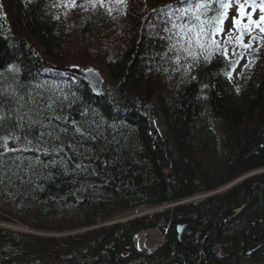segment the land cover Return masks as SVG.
Returning <instances> with one entry per match:
<instances>
[{
    "label": "trees",
    "instance_id": "obj_1",
    "mask_svg": "<svg viewBox=\"0 0 264 264\" xmlns=\"http://www.w3.org/2000/svg\"><path fill=\"white\" fill-rule=\"evenodd\" d=\"M59 1L0 0V13L4 14L0 17V69L18 65L21 71L17 78L25 86L22 94L32 91L44 97L43 103L59 86L70 100L75 98V104L57 114L100 124L95 141L80 145L72 138L64 140L79 152L71 163L89 165V173L52 168L49 175V170L36 167L35 174L23 176V182L5 180L0 184V212L6 206L16 214L22 211L29 224L47 230L75 226L76 222L88 226L99 208L102 213L94 223L108 218L105 214L216 191L264 168V68L258 72L256 84L237 93L239 98L225 77L223 61L201 64L191 73L196 80L172 71L175 64L163 59L169 42L160 39L169 35L162 23L168 8L156 6L161 0H132L128 20L122 25V21L117 26L106 21L98 7H88L87 15L77 20L78 38L94 41L93 47L86 44L82 50L98 53L100 68L96 70L106 73L95 90L85 78L56 71L72 62L68 60L72 38L63 13L56 10ZM110 36L112 46L107 45V49L105 41ZM31 44L42 52L36 55ZM38 75L40 82L34 79ZM11 79L9 74V82ZM86 110L90 112L81 116ZM205 111L216 132L209 129ZM154 120L162 125L163 135L156 130ZM8 144L26 146L24 141L10 140ZM86 149L92 150L90 159L85 158ZM65 152L72 156L70 149L65 148ZM34 155L48 163L42 153H9L7 158ZM8 167L15 171L11 163ZM242 202L245 204L238 213L230 211ZM163 213L169 219L143 216L138 221L77 233L64 248L56 238L26 237L0 229V264H25L29 258L47 262L45 251L49 247L57 251L54 264H124L120 251L129 253L131 234L166 228L167 238L174 240L176 222L195 224L208 233L199 242L186 244L183 255L177 253L178 248L169 250L168 244L163 245L152 257L156 264H167L171 257L194 264L197 258H184L192 250L206 258L200 264H264V172L198 203L177 205ZM7 238L10 245L4 249ZM252 241L262 244L250 250Z\"/></svg>",
    "mask_w": 264,
    "mask_h": 264
},
{
    "label": "snow or ice",
    "instance_id": "obj_2",
    "mask_svg": "<svg viewBox=\"0 0 264 264\" xmlns=\"http://www.w3.org/2000/svg\"><path fill=\"white\" fill-rule=\"evenodd\" d=\"M86 2L91 3L92 7L98 5L103 7L104 4V0H86ZM177 2L181 7L165 6L168 12L165 13L166 19L162 23L165 24L164 32L169 35L160 37L161 40L169 42L163 59L166 63L175 64L172 71L196 80L197 77L191 73L201 64L207 65L214 60L217 63L223 61L226 67L225 75L231 79L240 59L248 55L250 57L248 63H252L251 57L258 55L261 48H264V0H258L260 13L258 19L253 18L257 11V0H244L243 3L240 0H227V2L226 0H177ZM234 4L236 15L231 19L232 27L227 30V35L220 38L225 32L224 25L228 11ZM248 7H251V11H247ZM107 11L110 13L112 9L108 8ZM245 37H248L246 43ZM229 46L232 49L231 54ZM244 67L246 69L248 64ZM229 68L231 70H227ZM20 71V67L14 64L0 69V133H2L0 184L5 180L11 183L13 179L23 182V176L30 177L35 174L36 167L49 170V175L52 168H62L67 173L70 166L74 172L87 171L89 165L83 162L74 165L71 163L79 152L73 144H65L64 140L72 138L80 145L95 141L98 138L100 124L95 120L77 121L69 116L57 114L63 113L65 108L71 109L75 104V98L70 100L69 95L59 86L53 88L56 94L49 96L47 103H43V96L37 97L32 91L22 94L25 86L17 78ZM164 71L167 72L168 69ZM9 74L12 77L11 82H9ZM203 87L207 88L209 85L204 84ZM48 112L52 115H47ZM87 112L90 110L82 112L81 116H85ZM37 129L40 130L38 133ZM10 140L24 141L26 146L10 149L7 146ZM65 148L72 151V156L65 152ZM85 151V158L90 159L92 150ZM26 152L42 153L48 158V163L45 164L39 155L18 156L12 160L7 158L9 153ZM10 163L15 171L8 167Z\"/></svg>",
    "mask_w": 264,
    "mask_h": 264
},
{
    "label": "bare ground",
    "instance_id": "obj_3",
    "mask_svg": "<svg viewBox=\"0 0 264 264\" xmlns=\"http://www.w3.org/2000/svg\"><path fill=\"white\" fill-rule=\"evenodd\" d=\"M82 1H86V0H82ZM126 1L127 0H121V3L123 5H125ZM110 4L114 5L116 7V9L112 10L109 13L107 11V9L110 8ZM153 5H155V4H151V6H153ZM167 5H171V6L173 5V6H175L174 8H178L179 6H181L177 2V0H167L166 2L161 0V2L157 3L156 6L165 7ZM176 6H178V7H176ZM88 7H90V6H88ZM97 7L100 8L101 11H104V16H105L104 19L106 21H108L109 23H113V24H114V21L119 18L120 14H118V13H120L121 8H123L124 13H127V15L132 10V9H130L128 7H124V6L119 9L118 5L116 3H112L111 1H108L107 4L103 7H101L99 5ZM3 15H4L3 13H0V17H2ZM122 20L123 19H121V21ZM157 28H159V27L157 26ZM257 57L258 58L260 57L261 59L264 58V56L261 54H260V56L258 55ZM71 66H73V65H71ZM71 66L57 67V68L63 69L65 71H70ZM263 68H264V60H263V66L260 68V70H257V72L262 71ZM88 69H91V68H87L86 70H88ZM96 72H97L98 78H101L98 70H96ZM81 78H83V77H81ZM34 79L36 81L38 80L39 82L42 81L41 76H39V75L36 76ZM101 81H102V79H100L99 83L96 86L93 85L91 87L93 89L97 90ZM231 87L235 93L238 92L241 88V86H240L239 88L235 89L232 85H231ZM155 121L156 120L153 121V124ZM7 146L10 149L21 147L20 145H17V144H11V145L8 144ZM41 159H43V158H41ZM70 168H72V167L70 166ZM169 169H170V164L168 163V167H166V176L167 177L169 176V172H170ZM263 171H264V168H261L260 170H256L255 172L248 173L245 176V179L252 178V177L262 173ZM88 173H89L88 169H87V171H79L78 172V174H81V175L82 174L86 175ZM89 176H91V175L89 174L88 177ZM241 180H244L243 175L232 180L229 184L219 188L216 191H211L209 193H206V195L204 197L210 196L214 193H217V192H220L224 189H227L231 185L239 183ZM249 193H250V190H249ZM195 195L196 194L188 196V197L183 198V199L178 200V201L167 202V203H162V204H158V205H141V206L136 207L134 209L122 212L121 214H109V215L105 214V215H107L108 218H105L104 220H99L96 223H94L95 219L100 215V213H102V210L99 208L98 213L93 214L90 217L88 226H82L79 224V222H76L75 226L64 227V228L57 229V230H51V229L47 230V229H44L43 227L39 226L38 224L37 225L34 223L29 224L30 222L26 221L27 217L24 216V214H26V213H23L22 211H17L18 213L16 214L15 211L12 210V208L6 206L0 212V229H5L8 231L12 230L14 232H17L18 235L26 236V237L33 235V236H38V237H42V238H56V239H59L61 248H64L68 245L69 242L73 241L74 237L78 236L77 233L87 234V233H89L87 231H90V230H93V229H96V228H99L102 226L126 223V222L132 221L134 219L138 221L143 216H152V215H156L160 219H169V216L164 215V213H163L164 211L172 210L177 205H182V204H186V203H198L200 200H198V201L194 200ZM51 203L58 205L59 202H57L55 200H51ZM106 206H108V205L106 204ZM142 207L149 208V211L151 213L150 214H147L145 212L142 213L141 211L137 210V209H140ZM129 211H132V212H129ZM232 212L238 213L235 211H232ZM227 213L230 214L229 211H227ZM26 216H28V215L26 214ZM106 220H108V222H104ZM150 229L155 230L158 233H160L162 236V240L152 249L144 250L143 248L138 246V244L135 240L136 234L143 232V231L150 230ZM173 229H174V240L167 238L166 228H155V227L146 228V229H142V230L137 231L136 233L131 234L129 237V241L131 242L132 248L129 249V253L127 252V250H121L120 251V256L124 259L123 263L124 264H156L157 261H154L152 259V257L156 255V251H158L163 245H166V244H168L169 250L178 248L179 252H177V253L180 255H183L184 254L183 249L185 248L186 244H188V243L190 244L191 242L197 243L208 233L202 227H198L197 225L191 224L188 222H176L173 225ZM261 244L262 243L259 241H254V242L252 241L250 246L253 249H250V250H255V249L259 248L261 246ZM9 245H10V241L7 238L5 245H4V249H7L9 247ZM174 251H177V250H174ZM249 251H247V254L250 253ZM56 254H57V251L55 249L49 247L45 251V255H46L45 258H46L47 262L41 258H29V259H25L24 263L25 264H54V259L56 257ZM190 257L197 258L195 260L196 262L194 264H200L206 260L204 255L200 254V251H197V250H192L190 253H188L184 256V258H190ZM167 264H184V263L180 257H171L170 261Z\"/></svg>",
    "mask_w": 264,
    "mask_h": 264
},
{
    "label": "rangeland",
    "instance_id": "obj_4",
    "mask_svg": "<svg viewBox=\"0 0 264 264\" xmlns=\"http://www.w3.org/2000/svg\"><path fill=\"white\" fill-rule=\"evenodd\" d=\"M108 1H111L112 3H116L118 5L119 9L123 6L129 8L132 5L131 4L132 0H127L126 4H125L126 6L121 3V0H119V2H118V0H104L103 6H105ZM59 2L60 3H58L59 5H58L56 10L61 11L63 13L62 15H63L64 20H65V22L68 26V29H69V31H68L69 35L72 38V40L69 39V50H68L69 53L71 54L70 56H68V60L72 61L70 63V65H74V66L77 65L76 67L78 69H84V70H86L87 68H91L90 70H87V72L90 75H92L94 78H96L94 73H97L96 68L97 69L100 68V67H98L99 59L95 56L98 53H96L95 51H92V50H91L92 53H90L87 50L86 51L82 50L86 47V44L89 47L90 46L93 47L94 41L93 40H90V41L80 40L75 33V25L77 24V20H79L82 17V15H87L88 6H90V9L94 8V7L91 6V3H88V2L82 1V0H60ZM240 2L243 3L244 0H240ZM110 8L112 10L116 9V7L112 4H110ZM247 11H251V7H248ZM118 14H120V16L117 20L114 21V24H113L114 26L119 25L121 23L120 22L121 19H123L121 25L123 24V21L126 22V20H128L127 13H124L123 8H121L120 13H118ZM235 15H236V5L234 4L228 11V18L226 19L225 25H224L225 26V32L223 34H221L220 38L227 35V30L232 27L231 19ZM259 15H260L259 6H257V11L255 12L253 18L258 19ZM119 33L120 32H118V34ZM108 38H109V40H107L108 42L105 41V45H106L107 49H109L107 47V45L112 46V42L110 40L113 39L111 36ZM247 39H248V37L244 38L245 43L247 42ZM29 42H31V41H29ZM83 45H85V46L82 47ZM31 47H32V44H31ZM32 48L34 50H36V54H38V55H39V52H42V49L40 47H35V48L32 47ZM231 51H232L231 46H229V53L230 54H231ZM237 51H239V49H237ZM260 54L264 56V48H261L258 55L260 56ZM258 55H254L253 57H251V59L253 61L252 63H248L250 57L248 55H245L242 59H240L239 63L236 65L235 71H233V74H232V78L229 79L225 75L226 79L230 82V84L235 89H237L241 86L240 90L238 92H236V94L237 93L242 94L244 91H247V88H251L252 85L256 84V82L258 80L257 70H260V68L263 66V60H264V58L263 59H261L260 57L258 58L257 57ZM72 63H75V64H72ZM245 64H248V67L246 69L244 67ZM227 70H231V69L229 68ZM72 71H73V73L68 72V74L72 77L76 76L77 71H75V70H72ZM79 71H83V70H79ZM70 76H68V77H70ZM101 76L106 78V73L103 69L100 71V77ZM97 77H98V75H97ZM103 77L99 78L98 80L102 79ZM85 79L88 80L89 83L92 82L91 77H88ZM96 82H97V80H96ZM238 94H237V97L239 98ZM200 103L203 105L204 104L203 100H200ZM205 117H206V119H208L207 111H205ZM154 126H155L156 130L158 131V133L160 135H163V127L159 123L158 120H156L154 122ZM208 127L212 132H216V128L214 127L213 123L209 119H208ZM0 149H2L1 146H0ZM258 170H260V169H258ZM255 171L256 170H254L252 172H255ZM252 172H250V173H252ZM254 184H252V186ZM205 195L206 194H197V195H195L194 200H196V201L201 200V199H203V197ZM244 204H245V202L243 203V205ZM137 210L141 211L142 213H144V212L147 214L151 213L149 211V208H147V207H142V208L137 209ZM129 212H132V211H129ZM104 222H108V220H106ZM135 240H136L139 247L143 248L144 250H150L153 247H155L162 240V236L157 231L150 229V230L143 231V232L136 234Z\"/></svg>",
    "mask_w": 264,
    "mask_h": 264
},
{
    "label": "water",
    "instance_id": "obj_5",
    "mask_svg": "<svg viewBox=\"0 0 264 264\" xmlns=\"http://www.w3.org/2000/svg\"><path fill=\"white\" fill-rule=\"evenodd\" d=\"M85 75H90V74L86 73ZM94 75L96 78H95L93 85L96 86V80L98 81L99 78L97 77V73H94ZM242 207H243V204H238L237 206H234V208H232V210H230V211L238 212ZM249 249H253V248L251 246H249Z\"/></svg>",
    "mask_w": 264,
    "mask_h": 264
}]
</instances>
